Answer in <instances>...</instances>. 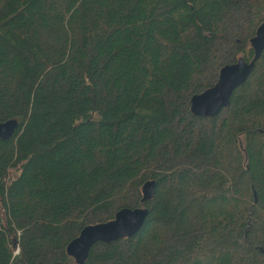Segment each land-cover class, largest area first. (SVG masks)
<instances>
[{
  "label": "trees",
  "instance_id": "trees-1",
  "mask_svg": "<svg viewBox=\"0 0 264 264\" xmlns=\"http://www.w3.org/2000/svg\"><path fill=\"white\" fill-rule=\"evenodd\" d=\"M263 21L264 0H0V264H78L85 226L144 206L85 264H264V52L191 111Z\"/></svg>",
  "mask_w": 264,
  "mask_h": 264
},
{
  "label": "water",
  "instance_id": "water-1",
  "mask_svg": "<svg viewBox=\"0 0 264 264\" xmlns=\"http://www.w3.org/2000/svg\"><path fill=\"white\" fill-rule=\"evenodd\" d=\"M251 45L254 49L251 61L241 57L234 63L225 64L213 86L192 96L193 114L205 118L214 117L230 105L234 91L250 78L264 52V21L258 26L256 35L251 39ZM18 127L19 121L16 118L0 121V138L3 140L12 138ZM156 190L155 179L146 181L142 188L143 203L154 199ZM148 214L149 208L145 206L123 207L116 213L114 219L85 226L80 234L70 241L67 252L78 264H85L95 244L133 237L143 227Z\"/></svg>",
  "mask_w": 264,
  "mask_h": 264
},
{
  "label": "rangeland",
  "instance_id": "rangeland-1",
  "mask_svg": "<svg viewBox=\"0 0 264 264\" xmlns=\"http://www.w3.org/2000/svg\"><path fill=\"white\" fill-rule=\"evenodd\" d=\"M11 173H12V175H13L14 177H16V176L19 175L20 171H19V170H16V169H12Z\"/></svg>",
  "mask_w": 264,
  "mask_h": 264
}]
</instances>
